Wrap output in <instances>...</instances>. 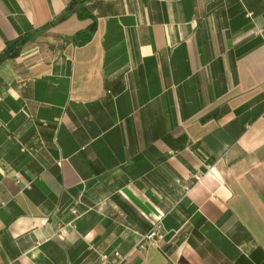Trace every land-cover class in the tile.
I'll use <instances>...</instances> for the list:
<instances>
[{
	"label": "crops",
	"instance_id": "0c3cea01",
	"mask_svg": "<svg viewBox=\"0 0 264 264\" xmlns=\"http://www.w3.org/2000/svg\"><path fill=\"white\" fill-rule=\"evenodd\" d=\"M73 1L0 0V264H264V0Z\"/></svg>",
	"mask_w": 264,
	"mask_h": 264
},
{
	"label": "built area",
	"instance_id": "2783aa9c",
	"mask_svg": "<svg viewBox=\"0 0 264 264\" xmlns=\"http://www.w3.org/2000/svg\"><path fill=\"white\" fill-rule=\"evenodd\" d=\"M59 166L62 162L58 163ZM73 214H77L75 210L72 211ZM164 240V215H158L154 218L152 222L151 230L145 234L138 246L141 251L147 250L149 247L159 248ZM106 259V257H104Z\"/></svg>",
	"mask_w": 264,
	"mask_h": 264
},
{
	"label": "trees",
	"instance_id": "16d2710c",
	"mask_svg": "<svg viewBox=\"0 0 264 264\" xmlns=\"http://www.w3.org/2000/svg\"><path fill=\"white\" fill-rule=\"evenodd\" d=\"M83 0H74L71 5L69 6L70 11L77 12L78 18L81 20H86L91 18V15L86 12L85 8L82 7ZM96 30L95 24H92V26L89 28V30L85 33H83V42H88L94 35V32ZM21 43L17 42L13 45H8L6 52L0 56V63L4 61L5 59L16 55L18 52V49L20 47Z\"/></svg>",
	"mask_w": 264,
	"mask_h": 264
}]
</instances>
